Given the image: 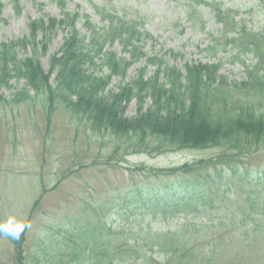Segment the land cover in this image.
Wrapping results in <instances>:
<instances>
[{"label": "trees", "instance_id": "obj_1", "mask_svg": "<svg viewBox=\"0 0 264 264\" xmlns=\"http://www.w3.org/2000/svg\"><path fill=\"white\" fill-rule=\"evenodd\" d=\"M24 1L10 0L14 12L19 13L15 4L21 8ZM184 1L189 14H195L197 5L207 6L221 25L218 37L202 50L207 63L195 61L178 68L165 55L144 51L150 36L141 30L139 19L117 17L115 10L102 5L94 10L107 25L97 29L87 16L68 14L64 0H49L59 9V18L44 15L29 23L26 37L0 44V104L11 107L37 98L48 116L61 107L77 128L114 142L112 155L218 149L214 158L222 167L203 175L201 169L212 160L191 164L200 169L185 167L190 163L170 171L128 168L131 181L155 179L156 185H142L137 195L134 188L110 208L108 202L116 193L73 208L70 217L46 229L31 258L24 248L26 229L0 219V237L11 244L16 264H193L191 256L199 251L186 247L183 226L184 231H159L138 222L145 216L158 222L180 217L186 222L200 217L212 221L211 204L230 197V184L237 177L246 182L247 209L235 219L245 225L250 218L264 216L263 180L230 165L234 156H252L264 145V121L258 109L264 100V27L252 32L232 9L205 0ZM58 32L62 43L48 59V76L41 57ZM115 43L119 51L112 48ZM224 64L242 69L243 79L236 88L220 79ZM132 67L134 73L128 75ZM13 80L25 85L7 102L2 92H10ZM116 237L123 241L115 244Z\"/></svg>", "mask_w": 264, "mask_h": 264}, {"label": "rangeland", "instance_id": "obj_2", "mask_svg": "<svg viewBox=\"0 0 264 264\" xmlns=\"http://www.w3.org/2000/svg\"><path fill=\"white\" fill-rule=\"evenodd\" d=\"M64 1L68 14H77L78 17H83L84 13L91 15L92 23L100 29L101 24L85 0ZM207 1L220 3L226 9L233 8V11L239 12L238 18H242L252 32H257L264 25V0ZM118 4L128 8L127 11L132 10L144 17L145 30L157 41L147 43V50L151 54L153 51L164 55L167 50L174 49L181 53V56L166 59L177 66L205 60L201 50L207 45V35H216V27L212 21H208L210 13L207 8L198 9L202 16L197 15L196 24V29H200L201 24L206 22L205 34L193 37L184 6L167 0H118ZM11 9L8 0H0V20L6 21L0 26V43L23 37L26 24L31 19L42 15L59 17L58 8L48 0H25L18 18L11 16ZM227 27L230 30V26ZM81 32L84 33V29ZM62 36L58 32L50 39L47 53L41 57L42 71L48 76L51 71L48 69V59L59 50ZM195 38L196 40H193ZM201 40L203 43H200ZM197 45L199 46L196 48ZM132 70H129L128 75L134 73ZM241 73L237 66H224L219 77L228 86L236 88V84L243 79ZM10 85V92H2L7 102L13 94L22 90L25 84L23 80H13ZM26 102L11 107L0 104V219L17 229H26L24 248L30 258L37 254L38 244L46 234V229L59 223L63 217H70L73 208L79 209V205L95 202L116 193L117 196L108 202L110 208L115 199L125 197L134 188V194L137 195V188L142 185H148L149 188L156 185L155 179L138 178L131 182L127 168L144 166L155 171H170L171 168L190 163L184 166L200 169L191 164L200 160H212L213 163L204 164L201 174L222 171L221 165L216 163L218 160L214 158L220 153L218 149L171 152L148 157L124 156L122 152L112 155L114 142L107 139L98 140L82 127L77 128L75 120L69 118L63 108L57 107L56 111L48 116L40 99ZM261 102L263 105L258 109H261L262 112L259 113L264 121V100ZM258 105L259 100L254 102L256 108ZM132 110L131 105L129 112ZM260 146V151L252 156H234L230 165L234 169L242 168L248 173L263 172L264 145ZM245 183L237 177L230 184V198L211 204V210L214 212H209L208 207L204 210L215 214L212 224H208L210 218L200 217L189 229H186L188 224L184 219L158 223L154 228L174 230L182 225L188 232V245L199 249L193 264H264V216L250 218L245 225L235 219V214L247 209L243 198L247 188ZM260 191L264 192V184ZM38 198L40 200L37 206H34ZM106 210L104 209L103 213ZM141 223L145 226L148 221L144 218ZM55 238L58 240L57 236ZM122 241L121 237L114 239L115 244ZM13 254L11 244L0 237V264H16Z\"/></svg>", "mask_w": 264, "mask_h": 264}]
</instances>
